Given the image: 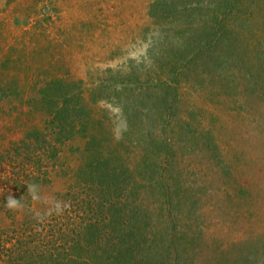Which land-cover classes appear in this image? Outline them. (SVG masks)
<instances>
[{
	"label": "rangeland",
	"instance_id": "374dc122",
	"mask_svg": "<svg viewBox=\"0 0 264 264\" xmlns=\"http://www.w3.org/2000/svg\"><path fill=\"white\" fill-rule=\"evenodd\" d=\"M21 139L41 157L3 165L0 264L15 229L32 264H94L66 241L121 208L139 264H264V0H0V154Z\"/></svg>",
	"mask_w": 264,
	"mask_h": 264
},
{
	"label": "trees",
	"instance_id": "16d2710c",
	"mask_svg": "<svg viewBox=\"0 0 264 264\" xmlns=\"http://www.w3.org/2000/svg\"><path fill=\"white\" fill-rule=\"evenodd\" d=\"M78 97L81 98V100L84 99L81 96ZM83 107L85 110V106ZM68 110H69L68 107H65L63 109L62 108L58 109V111H56L55 117L59 119V117L67 118L68 116L65 122L71 126L72 124L70 122L72 121V119L71 116H69ZM88 113L89 110L85 114L87 116L85 118L87 126L89 125ZM72 131L74 134L77 135V131H74V129H72ZM37 134L41 135L42 132H38ZM5 152L6 153L3 155L0 154V177L3 176L4 178L8 174V171L9 172L11 171L3 167V165L5 164H10L11 165L10 167L13 166L14 170L17 166H19L24 171L29 170L30 168H33L34 170L35 167L39 165L34 162L40 159L41 152L39 151L36 142H34L33 140L21 139L19 143L18 142L12 143L11 146H8ZM97 160H99L98 157ZM96 169H97V173L102 172L99 165L97 166ZM108 176H112V173L107 169V177ZM9 179L11 181H14L16 180V177L15 175H12L10 176ZM26 180H29V176L26 177ZM110 190L111 187L109 186L108 192H110ZM1 193L2 190L0 188V200H1ZM126 209L127 208H121V210H119L120 213H122L125 218L122 219L121 221L120 220L115 221L114 217L112 216V218H110L109 221L107 222V225H103L100 229L99 226L102 222L99 224L96 223L97 221L95 223H91L89 225V228H86L84 226L79 228L78 230L81 233V238L80 236L79 237L75 236V240L71 237L68 241H66L67 247L70 246L69 249L72 250L71 254H75V255L85 254L87 255L88 259H91V261H93L94 264H139L136 262V260L139 257L142 258V254L145 253V251H141L140 248L137 249V246L140 243V240L143 239L144 235H141V230L136 226L138 224L137 220L135 218H132L131 215L129 216V218L125 215V213L128 212ZM110 211L112 210L110 209ZM130 224L132 225V228L134 229V231H136V233L128 232ZM107 229H109V233H105V235L107 236V238H105L106 241L103 239H99L97 235L98 230H100L101 231L100 234H102V232ZM23 230L24 229H22V231ZM19 231H21V229L20 230L15 229L12 232L11 231L3 232L6 235V237L9 238V240L3 239L2 245L5 248L8 247V244L9 246L12 247L18 245L17 249L14 248L9 249L10 257H11L10 264H18L19 261L23 262L24 264H32V263H39L43 259L45 260L46 259L45 253H41V254L39 253L40 254V255L38 254L39 261H36L35 259L36 252H34V248L31 247L33 244L27 241L23 242L22 241L23 239L20 237H18V239L15 240L14 234H17ZM75 234L78 233L75 232ZM88 236L89 239L86 242L88 248H85L84 245H82L81 240L87 238ZM94 238L97 239L98 241L95 242ZM112 238L115 239L114 243L111 241ZM108 243H110L113 246L109 254L106 247ZM4 247H2V249ZM28 254H29V259H26V255ZM16 255L17 256L19 255V258L21 260H19ZM63 261H64L63 258H59L57 260L53 259L52 264H62ZM41 264H45V263L42 262Z\"/></svg>",
	"mask_w": 264,
	"mask_h": 264
},
{
	"label": "clouds",
	"instance_id": "9594fccd",
	"mask_svg": "<svg viewBox=\"0 0 264 264\" xmlns=\"http://www.w3.org/2000/svg\"><path fill=\"white\" fill-rule=\"evenodd\" d=\"M27 185V194L30 196L31 200L33 201H40L43 199L42 192H41V186L38 183L32 182L28 183ZM4 206L7 207L9 210H17L22 207H24L21 198L17 199L13 196L11 192H8L6 203H4ZM68 207L67 202L53 199L50 201L49 208L43 213H37V216L40 220H43L46 215H51L53 213L57 215L63 214V212Z\"/></svg>",
	"mask_w": 264,
	"mask_h": 264
}]
</instances>
